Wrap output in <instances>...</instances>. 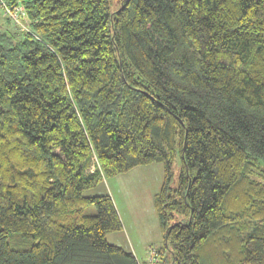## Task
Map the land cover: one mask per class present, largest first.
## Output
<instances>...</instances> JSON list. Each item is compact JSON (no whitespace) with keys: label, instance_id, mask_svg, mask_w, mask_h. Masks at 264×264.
<instances>
[{"label":"trees","instance_id":"trees-1","mask_svg":"<svg viewBox=\"0 0 264 264\" xmlns=\"http://www.w3.org/2000/svg\"><path fill=\"white\" fill-rule=\"evenodd\" d=\"M0 8V264H141L86 191L153 162L158 264H264V0Z\"/></svg>","mask_w":264,"mask_h":264},{"label":"rangeland","instance_id":"rangeland-1","mask_svg":"<svg viewBox=\"0 0 264 264\" xmlns=\"http://www.w3.org/2000/svg\"><path fill=\"white\" fill-rule=\"evenodd\" d=\"M116 9L121 0H112ZM20 6L18 13L23 11ZM0 11H3L0 8ZM14 18H16L14 16ZM19 21V20H18ZM180 160L175 166L173 185H177L180 172ZM165 178L162 162H153L135 166L128 171L106 177L96 187L86 191L97 194L101 191L110 193L122 218L124 228L121 231L110 232L109 241L132 250L141 264H148L150 249L163 245L162 231L158 214L154 205V193L159 191ZM96 207L91 204L85 208L86 213H96ZM36 240L24 237L15 232L9 236V242L15 249H27Z\"/></svg>","mask_w":264,"mask_h":264},{"label":"built area","instance_id":"built-area-1","mask_svg":"<svg viewBox=\"0 0 264 264\" xmlns=\"http://www.w3.org/2000/svg\"><path fill=\"white\" fill-rule=\"evenodd\" d=\"M159 262V254L156 248L152 247L150 249V258L148 264H158Z\"/></svg>","mask_w":264,"mask_h":264},{"label":"crops","instance_id":"crops-1","mask_svg":"<svg viewBox=\"0 0 264 264\" xmlns=\"http://www.w3.org/2000/svg\"><path fill=\"white\" fill-rule=\"evenodd\" d=\"M161 187H162V186H161ZM160 189H161V188H160ZM160 189H159V190H160ZM157 192H158V191H157ZM157 192H156V193H157ZM156 193H154L153 200H154V197H155V194H156ZM111 196H112V195H111ZM119 214H120V213H119ZM121 219H122V218H121ZM123 226H124V224H123ZM161 236H162V239H163V235H162V234H161ZM157 248H158V247H157ZM136 256H137V255H136Z\"/></svg>","mask_w":264,"mask_h":264}]
</instances>
